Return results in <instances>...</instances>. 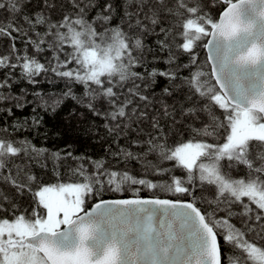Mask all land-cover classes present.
Here are the masks:
<instances>
[{"label": "snow or ice", "instance_id": "6c2138e0", "mask_svg": "<svg viewBox=\"0 0 264 264\" xmlns=\"http://www.w3.org/2000/svg\"><path fill=\"white\" fill-rule=\"evenodd\" d=\"M29 95L105 155L0 126V264H264V0H0V113Z\"/></svg>", "mask_w": 264, "mask_h": 264}, {"label": "trees", "instance_id": "16d2710c", "mask_svg": "<svg viewBox=\"0 0 264 264\" xmlns=\"http://www.w3.org/2000/svg\"><path fill=\"white\" fill-rule=\"evenodd\" d=\"M203 56L204 53L202 52V59ZM160 67H163V65H160ZM23 86L27 87L26 85ZM36 87L43 93L48 94L59 93L63 85L57 84L53 86L43 83ZM16 90L18 91L19 89ZM28 91L31 93L32 88L29 87ZM45 98H47V95ZM28 99L32 103L22 110L14 109L12 117H7L4 113H0V126L10 124L16 119L23 120L25 118L31 123V118L36 116L37 119L41 120L39 127L33 128L30 131L17 133L16 135L27 137L38 147H44L53 151L68 148V150L73 151L77 155L83 154L93 158L105 155L106 142L102 139L105 136L102 121L93 117L86 109L68 99L55 112L51 110L45 111L43 108L37 106L39 102L35 97L29 95ZM34 107L36 109L35 112H33ZM131 167H135V165L133 164ZM45 178L48 179V177ZM50 182H55V179L51 178ZM142 195L149 194L142 193ZM121 196L119 193H109L103 199Z\"/></svg>", "mask_w": 264, "mask_h": 264}, {"label": "water", "instance_id": "95a60500", "mask_svg": "<svg viewBox=\"0 0 264 264\" xmlns=\"http://www.w3.org/2000/svg\"><path fill=\"white\" fill-rule=\"evenodd\" d=\"M119 198H126V196H121V197H108V198H105V199H119Z\"/></svg>", "mask_w": 264, "mask_h": 264}]
</instances>
